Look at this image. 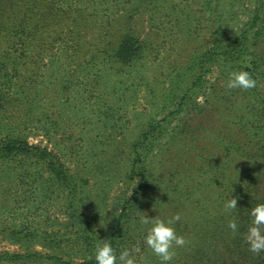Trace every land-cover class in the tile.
<instances>
[{"label":"rangeland","instance_id":"374dc122","mask_svg":"<svg viewBox=\"0 0 264 264\" xmlns=\"http://www.w3.org/2000/svg\"><path fill=\"white\" fill-rule=\"evenodd\" d=\"M70 3L71 7L64 4L65 8L69 7L77 18L65 28H71L73 40L84 42V51L89 50L86 60L92 54L96 56L95 64L77 61L69 66L60 50L54 49V56L48 52L39 66L38 99L41 109H49L57 121L33 122L26 133L30 144L46 150L68 174L81 176L79 206L93 230L105 234L114 227L124 201L142 184L143 166L148 168L144 182L148 187L141 190L139 199L145 209L143 213L135 206L136 211L130 215L134 223L143 216L158 217L156 204L170 208L166 199L178 195L173 188L211 189L209 176L226 165L230 176L235 170H249L252 163L240 156L249 152L251 141L258 140L253 126L264 125V115L261 124L256 117L258 112L264 113V83L260 85L262 95L254 103L240 88L228 89L225 85L229 75L215 67L206 74L203 87L190 91L182 109L175 111L192 81L188 82L190 77L183 74L194 57L212 44L216 25L213 15L217 20L226 19L229 29L236 32L247 22L254 0H212V15L204 7V0ZM125 34L143 43L145 54L127 66L105 61L103 51L117 47ZM176 74L180 77L173 78ZM180 83L184 86L181 90ZM149 124L159 126L152 142H148L154 138L153 133L147 134ZM140 141H145L146 148L140 149L133 174L134 144ZM35 160H29L30 168L22 183L9 180L7 184L22 207L17 208L22 215H10L8 210L0 219L35 222L70 237L73 227L67 216L65 187L54 178L48 158H40L38 168L33 165ZM155 192L161 196L159 203L152 199ZM205 196L201 193L199 198ZM182 198L186 202V197ZM150 226L147 224L142 232L146 234ZM69 243L65 241L57 249L39 244L34 248L82 260L85 255ZM5 251L26 250L0 235V253ZM133 255L136 264L159 260L153 252L142 257L136 249Z\"/></svg>","mask_w":264,"mask_h":264},{"label":"trees","instance_id":"16d2710c","mask_svg":"<svg viewBox=\"0 0 264 264\" xmlns=\"http://www.w3.org/2000/svg\"><path fill=\"white\" fill-rule=\"evenodd\" d=\"M64 4L71 7L70 0H0V216L10 210V215L12 212L17 216L22 215L17 211L19 202L9 192L8 181L22 183L28 174L30 159H36L33 165L38 168L40 158H48L47 163L54 178L65 187L67 216L73 227V237L72 234L66 237L60 232L42 228L35 222L15 223L10 217L8 220L1 218L0 235L26 250L24 253H0L2 264H96L94 251L103 240L111 243L117 254L125 249L132 254L137 249L142 257L152 252L144 242L146 234L142 231L146 225L140 221L134 223L130 216L136 211L135 206L139 211L143 209L144 213L145 207L142 208L139 198L141 190L148 187L144 183L147 167L143 166L142 184L124 201L114 227L108 233L99 234L93 230L87 214L79 206L83 194L81 176L68 174L63 164H58L46 150L27 140L26 129L31 123H42L44 119L53 123L57 121L50 116L49 109H41L39 105V66L45 55L52 51L50 56H54L57 53L54 49L60 50L69 66L77 61L92 64L96 61L94 54L86 60L89 50L84 51V42L80 38L73 40V31L65 28L77 17ZM212 6V0H204V7L208 8L210 15L214 9ZM213 16L216 25L211 34L212 44L194 57L187 67L188 72L183 74L190 77L187 78L188 82L190 79L192 81L175 112L182 109V103L187 100L190 91L203 87L206 74L215 67L222 69L221 72L227 75L231 71L247 70L256 79L257 85L252 89H241L243 94L248 93L254 103L262 95L260 85L264 83V0H254L247 22L236 32L229 29L226 19L217 20ZM144 50L143 43L125 34L117 47H112L109 52L103 51V58L105 61L120 62L127 66L142 57ZM178 77L180 74L173 78ZM183 87L180 83V90ZM262 115L264 113L258 112L256 116L260 124ZM150 125L151 129L147 134L153 133L154 138L148 139V142L156 139L159 127ZM253 127L256 128L254 136L258 140L251 141L249 152L240 156L248 158L252 163L251 169L235 170V174L230 176L226 171L227 165L219 167L209 176L211 189L203 188L206 193L202 190L194 191L190 187L184 190L173 188L178 195L166 199L170 208L154 204L158 218L171 217L177 213L181 216L175 227L177 233L186 238L187 243L175 249V256L170 264H264V252H251L244 239L251 224L252 207L264 203V125L255 124ZM143 143L145 141L134 144L136 158L130 170L133 174L136 173V162L140 159L141 150L146 148ZM228 151L231 153V148ZM221 163L224 164V161ZM212 165L211 162L209 167ZM201 193L206 194L203 200L199 198ZM232 195L237 197L238 208L226 212L224 202L231 199ZM183 196L186 197V202L183 201ZM152 199L159 203L161 196L155 192ZM232 219H236L239 225L236 233L228 227ZM65 241L74 243L81 255H85L82 260L65 259L59 254L43 253L34 248L35 244H39L57 249ZM70 243L68 245L72 247ZM149 261L151 260L147 261L148 264H160L159 260L155 263Z\"/></svg>","mask_w":264,"mask_h":264},{"label":"clouds","instance_id":"9594fccd","mask_svg":"<svg viewBox=\"0 0 264 264\" xmlns=\"http://www.w3.org/2000/svg\"><path fill=\"white\" fill-rule=\"evenodd\" d=\"M257 81L247 70L231 71L226 83L228 89L240 88L248 90L256 87ZM224 210L231 212L237 209V197L224 202ZM250 216L252 218L245 234V242L248 249L253 253L264 252V203H260L252 207ZM181 220V216L177 213L171 217L158 218L149 216L141 217L142 224H150L145 235V244L159 258L160 264H170L175 256V249L186 245L187 240L183 235L177 233L175 224ZM228 227L233 233L239 230L236 219L229 221ZM94 258L96 264H136V259L132 252L128 249L117 251L112 247L111 243L103 240L98 243Z\"/></svg>","mask_w":264,"mask_h":264}]
</instances>
